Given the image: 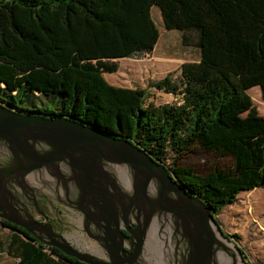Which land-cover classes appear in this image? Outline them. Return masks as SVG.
I'll list each match as a JSON object with an SVG mask.
<instances>
[{
	"label": "trees",
	"instance_id": "16d2710c",
	"mask_svg": "<svg viewBox=\"0 0 264 264\" xmlns=\"http://www.w3.org/2000/svg\"><path fill=\"white\" fill-rule=\"evenodd\" d=\"M154 6L200 61L182 64L179 81L169 73L146 89L110 84L104 75L118 60L158 44ZM257 86L264 100V0H0V104L130 139L162 165L194 148L228 158L207 174L166 166L215 217L264 189V116L249 94ZM149 89L177 102L146 105ZM0 221L18 264H84Z\"/></svg>",
	"mask_w": 264,
	"mask_h": 264
},
{
	"label": "water",
	"instance_id": "95a60500",
	"mask_svg": "<svg viewBox=\"0 0 264 264\" xmlns=\"http://www.w3.org/2000/svg\"><path fill=\"white\" fill-rule=\"evenodd\" d=\"M38 199L78 205L87 229L93 220L103 226L110 260L81 253L33 218L25 202ZM0 220L85 264H247L209 208L134 141L2 104ZM120 221L135 224L127 228L130 238Z\"/></svg>",
	"mask_w": 264,
	"mask_h": 264
},
{
	"label": "rangeland",
	"instance_id": "374dc122",
	"mask_svg": "<svg viewBox=\"0 0 264 264\" xmlns=\"http://www.w3.org/2000/svg\"><path fill=\"white\" fill-rule=\"evenodd\" d=\"M152 17L160 31V41L150 54L135 58L118 60L119 70L114 74H105L107 81L119 87L148 88L153 81L163 79L173 73L176 81L180 80V68L185 62H190L200 56L197 47H186L182 41V32L167 30L158 6L152 8ZM260 88L250 91L258 110L264 116V101L258 100ZM146 105L175 104L176 98L170 94L149 89ZM17 111V110H15ZM186 166L194 168L197 173L207 174L214 166L230 165L228 158H221L215 153L201 151L197 148L174 155L171 153L164 166ZM224 232L244 251L247 264H264V189L244 192L238 196L235 204L227 206L220 215L216 216ZM5 227L0 221V252L5 244ZM0 264H9L4 256L0 255Z\"/></svg>",
	"mask_w": 264,
	"mask_h": 264
},
{
	"label": "flooded vegetation",
	"instance_id": "af4514ba",
	"mask_svg": "<svg viewBox=\"0 0 264 264\" xmlns=\"http://www.w3.org/2000/svg\"><path fill=\"white\" fill-rule=\"evenodd\" d=\"M25 205V208L30 210L33 218L45 225L51 224L56 234L60 237L68 239L70 243L81 253L97 256L102 262L110 260L112 255L109 252L110 246L106 241L107 231L103 226L98 229L95 228V220L92 221L94 227L93 230L87 229L85 227L86 219L84 218V215L80 211L78 205L50 200L46 201L43 199H38L34 203L25 202ZM35 205L36 208H34ZM22 207L23 205H20V208ZM98 215L100 217L99 213ZM134 226V223L132 225H127L120 221V233H122L123 237L130 238L131 235L127 231V228H132ZM41 244L44 246L43 243ZM44 247L46 248V251L48 250V252L52 249L48 246ZM124 248L126 251L131 253L129 247L125 246ZM121 256L124 258L123 254H121Z\"/></svg>",
	"mask_w": 264,
	"mask_h": 264
},
{
	"label": "crops",
	"instance_id": "0c3cea01",
	"mask_svg": "<svg viewBox=\"0 0 264 264\" xmlns=\"http://www.w3.org/2000/svg\"><path fill=\"white\" fill-rule=\"evenodd\" d=\"M160 37H161V34H160ZM159 41H160V39H159ZM159 43V42H158ZM158 45V44H157ZM157 45H156V47H157ZM156 47H155V49H156ZM155 49H154V51H155ZM200 51V50H199ZM124 59V58H123ZM200 59H201V52H200V56L197 58V59H195V60H192V61H190V62H195V61H200ZM121 60V59H120ZM114 74V73H113ZM256 88H260L259 89V91L261 90V87H259V86H257V87H254V88H252V89H250L249 90V94H250V91H252V90H256ZM159 92H161V91H159ZM259 97H258V100L260 101V102H262V101H264L263 100V95H262V90L259 92ZM173 96V95H172ZM254 103H255V105H256V102L254 101ZM257 106V105H256ZM258 108V107H257ZM260 112V111H259ZM260 114H261V112H260ZM5 229V231H7L6 233V237H5V239H4V242L3 243H5V244H3L2 245V252H0V255H2V256H4V259H6V261H8V263L9 264H18V262L20 261L19 259H17V258H14V257H12V256H9L8 255V253H7V251H6V246L8 245V242H9V238H10V236L12 235V231H11V229H9V228H7V227H5L4 228Z\"/></svg>",
	"mask_w": 264,
	"mask_h": 264
},
{
	"label": "bare ground",
	"instance_id": "6f19581e",
	"mask_svg": "<svg viewBox=\"0 0 264 264\" xmlns=\"http://www.w3.org/2000/svg\"><path fill=\"white\" fill-rule=\"evenodd\" d=\"M224 242H226V241H224ZM227 244H228V246H229V248L231 249V251L233 252V253H235V248H234V246L232 245V244H229L228 242H226ZM240 264V263H239Z\"/></svg>",
	"mask_w": 264,
	"mask_h": 264
},
{
	"label": "built area",
	"instance_id": "2783aa9c",
	"mask_svg": "<svg viewBox=\"0 0 264 264\" xmlns=\"http://www.w3.org/2000/svg\"><path fill=\"white\" fill-rule=\"evenodd\" d=\"M48 251V250H47Z\"/></svg>",
	"mask_w": 264,
	"mask_h": 264
}]
</instances>
